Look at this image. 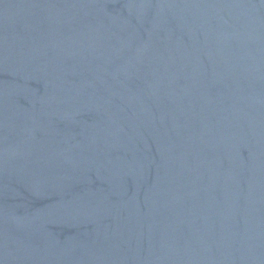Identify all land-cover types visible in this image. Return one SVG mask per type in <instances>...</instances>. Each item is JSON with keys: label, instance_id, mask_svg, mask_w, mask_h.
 I'll return each instance as SVG.
<instances>
[{"label": "water", "instance_id": "water-1", "mask_svg": "<svg viewBox=\"0 0 264 264\" xmlns=\"http://www.w3.org/2000/svg\"><path fill=\"white\" fill-rule=\"evenodd\" d=\"M0 264H264V0H0Z\"/></svg>", "mask_w": 264, "mask_h": 264}]
</instances>
